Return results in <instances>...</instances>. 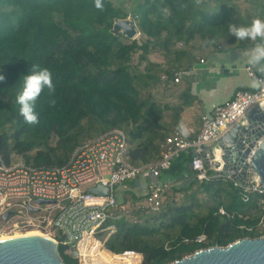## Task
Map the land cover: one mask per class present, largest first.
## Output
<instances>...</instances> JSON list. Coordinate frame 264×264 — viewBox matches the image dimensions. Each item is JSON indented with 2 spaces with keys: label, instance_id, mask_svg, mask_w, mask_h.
<instances>
[{
  "label": "trees",
  "instance_id": "obj_1",
  "mask_svg": "<svg viewBox=\"0 0 264 264\" xmlns=\"http://www.w3.org/2000/svg\"><path fill=\"white\" fill-rule=\"evenodd\" d=\"M228 1L211 6L210 0H135L126 8L117 0H100L102 8L96 9L95 0H0V157L7 164L18 156L33 167L60 166L83 141L118 128L126 135L129 163L158 160L167 136L161 107L149 90L172 80L174 66L189 54L175 44L199 38L214 47L221 39L252 45L227 33L230 23L247 25L232 16L235 7ZM262 1L252 0L264 8ZM259 14L264 19V9ZM128 16L139 37L113 35L114 19ZM156 49L169 58L168 67L150 61ZM33 66L51 72L53 91L41 92L34 103L37 122L28 124L14 97ZM206 171L207 180L192 172L187 184L170 187L157 211L142 208L109 218L104 227L113 232L104 247L113 253L133 250L140 264H168L200 248L264 235L257 227L262 196L249 193L243 201L240 187ZM141 198L133 194L131 201ZM200 235L204 239L196 241ZM57 249L64 264H78L62 246Z\"/></svg>",
  "mask_w": 264,
  "mask_h": 264
},
{
  "label": "built area",
  "instance_id": "obj_2",
  "mask_svg": "<svg viewBox=\"0 0 264 264\" xmlns=\"http://www.w3.org/2000/svg\"><path fill=\"white\" fill-rule=\"evenodd\" d=\"M246 70L248 72L247 67ZM173 75V81L177 83L178 73ZM254 77L259 78V75L254 73ZM255 107L264 112V85L253 90L237 89L231 99L215 105L211 113L201 116L200 128L194 139H185L178 133L170 134L163 142L161 157L139 165L129 163L126 135L118 128L86 140L60 166L33 167L16 160V156L7 164L0 157V220L3 213L12 211L13 214L3 221L9 223V229H38L52 237L57 246L63 247L65 254L76 258L78 264H140V255L133 250L113 253L104 247V241L113 232L112 226L104 227V224L109 218L118 216L116 213L127 215L142 208L157 211L168 187L151 186L140 200L131 203L130 208L128 202L116 201L113 187L144 172L159 176L173 158L186 150L192 151L190 166L195 177L199 181L207 180L206 169L217 170L203 163V158L208 156L207 147L213 146L234 125H245L247 113ZM226 178L241 188L243 201L248 200L249 193L262 196L258 200L260 214L257 227L264 229V185L259 177L248 170L246 185ZM98 185L109 186L111 193L102 195L88 191ZM37 199L49 202L42 204L48 206V211H51L50 206L57 210L52 209L51 216L36 217L16 212L17 206L24 207L27 212H32L27 210L28 206L39 211L41 205L36 203ZM218 212L225 213L222 208ZM103 232V239H99ZM203 239L204 236L200 235L196 241ZM108 256L109 261L105 259Z\"/></svg>",
  "mask_w": 264,
  "mask_h": 264
},
{
  "label": "crops",
  "instance_id": "obj_3",
  "mask_svg": "<svg viewBox=\"0 0 264 264\" xmlns=\"http://www.w3.org/2000/svg\"><path fill=\"white\" fill-rule=\"evenodd\" d=\"M250 1L252 10L249 11L247 9L244 17L239 14V10L237 12L246 24H250L252 17L257 16L255 12L258 13V8L260 7L255 6L253 2L261 5L263 2L262 0ZM229 2L224 0L226 5ZM256 43L258 41H252L250 47L242 48L221 39L218 46L214 47L205 45L203 41L196 38L188 42V44H182L183 46L189 45L191 50L198 52V55H194L195 57H192V61L187 59V55L183 56L180 63L174 66L173 69L178 73L179 77L177 83L173 81V77L172 80H165L163 84L161 83L158 86L157 92L160 95L158 104L162 110V125L166 136L178 133L185 139H194L200 128L202 115L211 113L215 105L231 99L237 89L253 90L250 86V76L246 70V53ZM205 52L209 53L210 57L215 59V61L208 60L207 55L204 54ZM148 57L150 61L156 62L150 58V55ZM156 63L161 64L160 61ZM176 66H178V70ZM239 66H241V70L247 72L248 79L241 78V73L238 71ZM255 74L260 75L259 73ZM219 86H222L221 91L228 93V96L225 100L216 102L214 100L215 91ZM183 101H188L189 104L183 106ZM178 106L182 108L181 111L178 110ZM181 127L184 129L183 133L180 131ZM190 159L191 150L182 151L170 161L168 167L163 169L159 176L154 177L151 173L144 172L133 180L121 183L115 194L112 190L113 196L117 202H124L125 200L130 202L133 194L143 196L155 184L168 187L165 193L173 185L187 184L189 182L188 177L192 175V170L188 169ZM214 173L216 176H221L216 172ZM118 195L121 197H118ZM178 196L181 198L182 195L177 194L176 200H178Z\"/></svg>",
  "mask_w": 264,
  "mask_h": 264
},
{
  "label": "water",
  "instance_id": "obj_4",
  "mask_svg": "<svg viewBox=\"0 0 264 264\" xmlns=\"http://www.w3.org/2000/svg\"><path fill=\"white\" fill-rule=\"evenodd\" d=\"M110 31L126 39H134L139 33L129 17L115 18ZM245 119V125H234L213 146L207 147L208 156L203 158V163L206 167L216 168L218 175L235 179L243 185L247 184L249 170L264 185V112L255 107ZM188 169H191L190 163ZM88 191L109 195L111 188L98 185ZM36 203L42 205L49 202L37 199ZM27 210L36 212L38 208L28 206ZM12 214V211L3 213L1 220L6 221ZM57 248L55 242L41 237H9L0 240V264H64ZM168 264H264V235L239 238L226 246L215 244L200 248Z\"/></svg>",
  "mask_w": 264,
  "mask_h": 264
},
{
  "label": "clouds",
  "instance_id": "obj_5",
  "mask_svg": "<svg viewBox=\"0 0 264 264\" xmlns=\"http://www.w3.org/2000/svg\"><path fill=\"white\" fill-rule=\"evenodd\" d=\"M94 7L101 9L100 0H95ZM226 31L237 41H258L246 53V65L250 75V86L257 89L264 85V20L254 18L250 24H228ZM254 73H259V78L254 77ZM23 80L19 92L15 95L14 101L18 106V114L25 123L35 124L37 114L34 111V103L44 89L49 94L53 91L52 74L47 68L33 66L32 70L22 75ZM3 76H0V80ZM54 103V101H50ZM183 133L184 129L181 127Z\"/></svg>",
  "mask_w": 264,
  "mask_h": 264
},
{
  "label": "rangeland",
  "instance_id": "obj_6",
  "mask_svg": "<svg viewBox=\"0 0 264 264\" xmlns=\"http://www.w3.org/2000/svg\"><path fill=\"white\" fill-rule=\"evenodd\" d=\"M117 1H119V2H123L124 4V6L127 8V6L130 8L131 6H133L134 4V2H135V0H117ZM137 1H141V0H137ZM215 2H216V0H210V5L211 6H213L214 4H215ZM231 3H232V5H234V7H236V9L232 12V16L234 17V16H237V12H238V10H239V14L241 15V16H245V12H246V10L248 9L249 11H251L252 9H251V1L250 0H231ZM263 9L264 8H258V13L257 12H255V15H257V16H255V17H252L253 19L254 18H260V19H262V20H264L263 18H262V16H260V11H263ZM129 17V16H128ZM130 18V17H129ZM134 23H135V20L134 19H132V18H130ZM252 19V20H253ZM252 20H250V23H251V21ZM135 25H136V23H135ZM136 28H138L137 27V25H136ZM136 37H139V35H137ZM126 39V38H125ZM181 46H183L182 45V43H179V42H177L176 44H175V47H176V49L177 48H180ZM184 50H188V51H190L191 49V47L189 46V45H184L183 47H182ZM190 49V50H189ZM157 50V49H156ZM191 53V54H190ZM190 53L187 55V59L189 60V61H192L193 60V58L192 57H195L194 55H198V52L196 51H193V50H191L190 51ZM205 55H207V57H208V60L209 59H211L212 61H215V59H212L211 57H210V54L208 53L207 54V52H205L204 53ZM223 55V54H222ZM221 55V56H222ZM220 57V56H219ZM150 58L151 59H153V61H156V62H158V61H160L161 62V64L162 65H164L165 67H168V62H166V60H169V58H167V57H165V55L164 54H162V52L160 53L158 50L157 51H154V52H152L151 54H150ZM137 60V56L135 55L134 57H133V63H132V65H135V61ZM142 64H144V63H142ZM140 69H142L143 68V65H141L140 67H139ZM238 71L241 73V78H245V79H248V74H247V72L245 71H243V70H241V66H239V68H238ZM158 86L159 85H157V86H154V88H152L151 90H149L150 91V93L152 94V96H153V98H154V100L155 101H159V97H160V95H159V93L157 92L158 91ZM222 90V86H219L217 89H216V91H215V93H216V95H215V98H214V100L216 101V102H221V101H223V100H225L226 99V97L228 96L227 94L228 93H226L225 91L224 92H222L221 91ZM83 142H85V141H83ZM82 144V143H81ZM16 160H22L21 159V157H18V156H16V158H15ZM118 186L119 185H115L114 187H113V192H114V194L116 193V190H117V188H118ZM118 197H121L120 195H118ZM169 197H170V194H169V192L167 191V193H166V195H165V198H163V200L165 201V199L167 198V199H169ZM176 197V196H175ZM179 198H180V196H178ZM179 198H177L178 200L176 201V202H179L180 200H179ZM131 203H132V201L130 200V202H128V205H129V208L131 207ZM46 207H48L47 205H41L40 207H39V211H37V212H27L26 210H25V208L24 207H20V206H17L16 207V212H18V213H26V214H28L29 216H51L52 215V212H53V210L52 209H54V210H57L56 208H54V207H52V206H50L51 207V211H48L47 209H46ZM130 214H131V212H128L127 213V215L128 216H130ZM124 215H125V213H124ZM0 236H13V235H16V234H27V233H37V234H39V235H41V236H45V235H43V232L42 233H40V231L38 230V229H36V228H32V227H29V228H27V229H25V228H23V229H20V230H11V229H9V223H3V221H1L0 220ZM46 237H48V236H46ZM49 238V237H48ZM102 237H99V239H101ZM70 256V255H69ZM72 257V256H71ZM73 258V257H72ZM73 259H75V258H73ZM76 260V259H75ZM140 260H141V258H140Z\"/></svg>",
  "mask_w": 264,
  "mask_h": 264
},
{
  "label": "bare ground",
  "instance_id": "obj_7",
  "mask_svg": "<svg viewBox=\"0 0 264 264\" xmlns=\"http://www.w3.org/2000/svg\"><path fill=\"white\" fill-rule=\"evenodd\" d=\"M40 233H42V232L40 231ZM20 235H27V236L41 237V238H44V239H46V240H48V241L54 242V240H53L52 237H50V236H48V235H46V234H44V233H43V235H45V236H41V235H39V234H37V233L16 234V235H13V236H0V240L7 239V238H9V237L20 236ZM46 236H48L49 238L46 237ZM103 256H104V255H103ZM105 259H106L107 261H109L110 257H109V256H108V257H105Z\"/></svg>",
  "mask_w": 264,
  "mask_h": 264
}]
</instances>
